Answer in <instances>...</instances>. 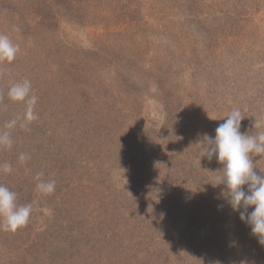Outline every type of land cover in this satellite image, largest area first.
I'll return each instance as SVG.
<instances>
[{"label":"rangeland","instance_id":"obj_1","mask_svg":"<svg viewBox=\"0 0 264 264\" xmlns=\"http://www.w3.org/2000/svg\"><path fill=\"white\" fill-rule=\"evenodd\" d=\"M0 34V184L33 205L0 264H264L203 152L233 109L264 131V0H0Z\"/></svg>","mask_w":264,"mask_h":264},{"label":"clouds","instance_id":"obj_2","mask_svg":"<svg viewBox=\"0 0 264 264\" xmlns=\"http://www.w3.org/2000/svg\"><path fill=\"white\" fill-rule=\"evenodd\" d=\"M17 30L18 29H14ZM20 51V46L5 34H0V63H12ZM31 81L24 79L13 83L8 89V97L12 101H26L27 108L23 116L25 123L37 119L34 106L37 97L31 95ZM215 129V135H204V156L211 162L215 158L221 167L215 172L220 175L216 178V185H223L222 195L233 212L239 214L241 222L251 229V234L258 238V243L264 246V171L255 169L254 157L264 156V131L256 134L241 131L244 116L239 109H233L227 114ZM17 120L10 121L6 127L12 128ZM23 126V124H21ZM254 127L259 128L258 123ZM0 144L11 147L12 141L8 132L0 133ZM203 156V157H204ZM28 157L21 154L19 159ZM5 172H11L10 164L2 165ZM42 173L37 174L36 190L44 195L55 191V181L40 180ZM218 207H221L218 205ZM251 209V211H249ZM42 211L47 214L49 209ZM33 212L31 203L20 205L17 203V194L7 186L0 184V230L15 232L25 226Z\"/></svg>","mask_w":264,"mask_h":264}]
</instances>
